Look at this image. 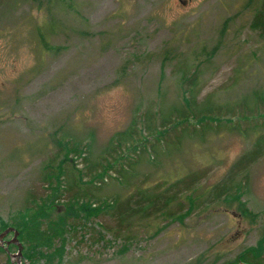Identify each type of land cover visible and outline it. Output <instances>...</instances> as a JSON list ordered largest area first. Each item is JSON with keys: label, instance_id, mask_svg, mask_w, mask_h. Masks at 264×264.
Listing matches in <instances>:
<instances>
[{"label": "rangeland", "instance_id": "rangeland-1", "mask_svg": "<svg viewBox=\"0 0 264 264\" xmlns=\"http://www.w3.org/2000/svg\"><path fill=\"white\" fill-rule=\"evenodd\" d=\"M74 1L79 15L59 16L68 28L42 56L35 35L52 0H0V232L20 231L49 196L45 163L54 155L69 152L83 169L128 149L95 183L99 215L52 226V234L43 224L47 243L21 230L22 257L0 247V264H264V150L229 176L264 144L256 7L247 0ZM184 96L194 98L197 120L154 138L147 150L129 147L147 135L146 121L158 126L151 117L171 122ZM210 109L213 118H200ZM229 179L236 189L214 200L212 189ZM67 195L53 201L58 213Z\"/></svg>", "mask_w": 264, "mask_h": 264}, {"label": "trees", "instance_id": "trees-1", "mask_svg": "<svg viewBox=\"0 0 264 264\" xmlns=\"http://www.w3.org/2000/svg\"><path fill=\"white\" fill-rule=\"evenodd\" d=\"M262 0H247L248 7L255 8V12H257L254 16V20L256 23L252 24V27H260L264 32V5L263 9L259 10V4ZM78 5L79 3L74 0H52L51 8L52 10L47 14L43 25H39L38 30L36 32V42L37 47L40 50V55L46 56L47 51L49 49L48 40L54 37L55 35L63 34L65 29L68 28V24H66L65 20L62 19L61 14L65 12L67 9L72 10L73 13L78 14ZM59 12L58 14L56 13ZM261 12V13H260ZM263 13V14H262ZM79 15V14H78ZM80 17V16H79ZM65 33V32H64ZM78 34H85L83 31H77ZM196 79V76L192 75L190 79H188V84H191ZM186 92V91H185ZM188 93V92H187ZM190 97L183 98V106H180L178 110H176L175 117L171 120V122H167L163 118L151 117V122H158V126L156 128L150 127L148 125V121H146V128H148L147 135L143 139L136 138L138 141H131L129 147L131 149L144 147L147 148L154 144L156 140L154 138L161 137L163 133L167 134L170 129H173L176 126H179L186 120H197L199 118V111H196V107H194V102L190 101ZM191 99H194L191 97ZM208 115L201 116L200 118H213L214 116L209 115L213 110H207ZM210 112V113H209ZM142 129H145L144 127ZM127 133V132H126ZM121 135V134H119ZM132 135L131 132L127 134V136ZM144 136V135H143ZM142 145V146H141ZM42 147V146H41ZM48 148V144L45 143L42 148ZM118 147V146H117ZM31 149V147L29 146ZM35 149L32 146V150ZM128 149V148H127ZM127 149L120 152L122 154L114 155L115 158L111 160H104V162H97L96 164L85 163L83 165V169H77L76 166H73L71 158H68V153L64 156L54 155L49 159L47 163H45V172H44V181L47 182L49 190V196H46L41 199L42 203L37 204L36 208L30 212V215L25 220L22 219L21 230H28L32 239L38 243L40 240H44V243H47L49 239H44V232H41L40 228H43L42 225L45 224L46 229L53 233L52 226L58 225L61 226L65 224L66 221L76 220L81 216L84 218H91L99 215L101 204L97 203L96 199V190H99V187H96L95 183L101 184L104 182L103 177L106 176L107 171H112L114 169L113 163L117 162V158L123 160L126 155ZM129 149V150H131ZM264 150V144H259L257 142L256 146L249 153L242 156L239 160L235 162L232 168L229 171V176L234 173V170L245 169L250 164L254 163L260 156L262 155ZM116 151L112 149V152ZM136 151V150H135ZM60 158L59 160H56ZM114 160V162H111ZM57 162V163H56ZM105 163V164H104ZM87 178V180H83ZM232 180L229 179L227 183L221 184L220 186H216L212 189L211 194L214 200H220L221 198L228 196L229 193L236 189L231 185ZM52 185V187H51ZM64 193L68 194L65 210L58 213L53 206V201L59 199L60 195ZM48 199V203L46 200ZM189 201V200H188ZM192 204L191 201L189 202ZM192 206V205H191ZM57 213L56 218L52 219L50 216L51 211ZM28 211V209H27ZM242 213L245 214V210H242ZM8 228V227H6ZM14 228V227H12ZM15 229V228H14ZM5 230V229H4ZM19 233L20 231L16 228ZM50 236V235H49ZM40 254V253H39ZM246 259H242L244 262ZM235 264V263H234Z\"/></svg>", "mask_w": 264, "mask_h": 264}, {"label": "water", "instance_id": "water-1", "mask_svg": "<svg viewBox=\"0 0 264 264\" xmlns=\"http://www.w3.org/2000/svg\"><path fill=\"white\" fill-rule=\"evenodd\" d=\"M10 233L12 234V242L11 243H14L17 246V252L14 254V256L19 259L22 256V245L18 241L19 232L17 230H15L14 228H12V227H8L2 233H0V240L4 236H6V235H8ZM235 264H248V263L238 262V263H235Z\"/></svg>", "mask_w": 264, "mask_h": 264}, {"label": "flooded vegetation", "instance_id": "flooded-vegetation-1", "mask_svg": "<svg viewBox=\"0 0 264 264\" xmlns=\"http://www.w3.org/2000/svg\"><path fill=\"white\" fill-rule=\"evenodd\" d=\"M7 229V228H6ZM4 231V230H3ZM2 231V232H3ZM2 232H0V233H2ZM11 234V233H10ZM9 235V234H8ZM8 235H6V236H4L1 240H0V247H4L5 248V250H6V252H7V254H8V256L10 257V258H16L15 256H14V254L15 253H10L9 252V247L10 246H15V247H17L14 243H11L12 242V238H7L8 237ZM18 237H19V235H18ZM19 241V240H18ZM22 257V256H21ZM20 257V258H21ZM19 258V259H20ZM17 260H19L18 258H16Z\"/></svg>", "mask_w": 264, "mask_h": 264}]
</instances>
